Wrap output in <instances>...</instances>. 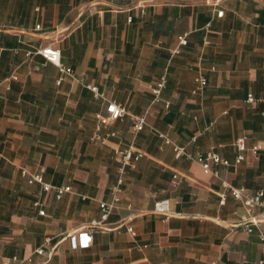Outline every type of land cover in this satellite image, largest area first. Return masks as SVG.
I'll use <instances>...</instances> for the list:
<instances>
[{
  "label": "crops",
  "instance_id": "0c3cea01",
  "mask_svg": "<svg viewBox=\"0 0 264 264\" xmlns=\"http://www.w3.org/2000/svg\"><path fill=\"white\" fill-rule=\"evenodd\" d=\"M184 34L187 44L172 54ZM46 45L61 49L72 75L35 53ZM199 73L208 84L194 94ZM88 84L130 113H147L148 123L135 135L125 115L102 129L116 136L92 141L106 100ZM154 128L231 162L238 137L248 149L237 168L205 172L176 157ZM130 144L135 166L109 228L74 248L70 233L100 219L116 150ZM0 155V264L14 255H31L32 264H264V221L251 231L240 224L264 206L248 211L223 184L264 191V0H0ZM23 167L71 190L59 197L30 183ZM159 199H169L168 216L153 211Z\"/></svg>",
  "mask_w": 264,
  "mask_h": 264
},
{
  "label": "built area",
  "instance_id": "2783aa9c",
  "mask_svg": "<svg viewBox=\"0 0 264 264\" xmlns=\"http://www.w3.org/2000/svg\"><path fill=\"white\" fill-rule=\"evenodd\" d=\"M212 3L215 7L219 5L220 0H208ZM224 14L223 9H218L216 12L217 16H222ZM131 20V18L129 19ZM36 29H41V25H36ZM188 42L187 36L179 35L178 36V45L172 49V54L179 53L181 50V46L186 45ZM208 42L207 40L205 41ZM33 53L29 51L28 54ZM35 53L40 54L47 62H51L58 67L61 73H65L67 75H72L73 70L71 67L65 65L62 61V53L61 49L54 45H46L41 46L35 50ZM167 77L166 74H163L157 83L152 87V91L154 93V101L161 100V93L163 88L166 86ZM208 84V79L203 73H199L196 77V85L193 88L192 92L194 94L202 93L205 87ZM88 87L94 92L96 97H101L106 100L105 112H98L96 114L97 118V125L95 131L92 135V141L94 142H106L109 137L116 136L115 131H109L107 133H103L102 129L113 121L124 117L125 115H130L133 121V133L136 135L138 134L148 123L147 120V113L143 114H134L130 113L128 109L120 104L116 103L115 101L109 100L105 93L99 89L96 85L88 84ZM247 100L249 102H253L255 97L252 94L248 95ZM171 102L169 100L165 101V106L168 108ZM156 133L162 139L163 144L171 145L175 156L176 157H186L191 160H195L199 162L205 172H212L213 165H225V166H233L237 168L238 165L244 160L245 152L248 149L246 144V136L238 137L234 145L238 151L234 161H230L224 157H222L215 149L212 147L206 152L196 150L194 152L189 151L187 147L177 144L170 135L162 131L160 129L154 128ZM262 146L260 144L254 145L251 150L253 152H257ZM135 148L133 144H130L128 147L124 149L116 150V154L118 155L119 165L117 168V176L116 181L111 186V198L109 200L100 201V209H101V216L100 219L92 220L86 227L82 229H78L70 233L69 237L74 248L81 246H88L92 242V233L99 228H109L106 226V221L112 211L117 207L121 200V188L125 181V177L129 167H134L135 162L133 159ZM1 157V155H0ZM23 175L29 178V182H39L42 184L45 190H55L57 195L60 197L65 191H70V187H62V186H55L51 185L44 181L43 175L41 173H32L27 168H22ZM224 186L227 190L238 200H240L246 209L250 211L252 208L257 206H264V191L259 189L255 192L247 191L244 188L235 187L227 182H223ZM224 199V197H223ZM36 204H39L38 202ZM153 211L157 214L168 216L170 214V201L169 199H159L155 201ZM40 213H44V210L41 209ZM264 221V212L261 216H254L250 219H246L243 217L241 219L240 224H246V229L248 231L252 230V226L258 225L260 222ZM127 230L132 234L135 235L136 231L133 226L129 225ZM261 238L264 239V236L261 235ZM50 239H46V243L49 242ZM35 252L38 254L45 253L44 246L38 247L35 249ZM264 259V255H263ZM263 259L261 262H263ZM3 264H32L31 255H26L24 257H19L18 255H14L9 259H6Z\"/></svg>",
  "mask_w": 264,
  "mask_h": 264
}]
</instances>
